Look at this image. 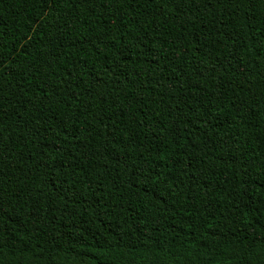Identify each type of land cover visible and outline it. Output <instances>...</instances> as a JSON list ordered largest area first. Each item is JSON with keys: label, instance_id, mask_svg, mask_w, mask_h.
Here are the masks:
<instances>
[{"label": "trees", "instance_id": "trees-1", "mask_svg": "<svg viewBox=\"0 0 264 264\" xmlns=\"http://www.w3.org/2000/svg\"><path fill=\"white\" fill-rule=\"evenodd\" d=\"M0 264H264V0H0Z\"/></svg>", "mask_w": 264, "mask_h": 264}]
</instances>
